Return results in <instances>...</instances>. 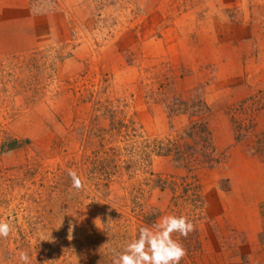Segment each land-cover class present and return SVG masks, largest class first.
Wrapping results in <instances>:
<instances>
[{
  "label": "rangeland",
  "instance_id": "1",
  "mask_svg": "<svg viewBox=\"0 0 264 264\" xmlns=\"http://www.w3.org/2000/svg\"><path fill=\"white\" fill-rule=\"evenodd\" d=\"M263 104L264 0H0V264H113L167 215L180 264H264Z\"/></svg>",
  "mask_w": 264,
  "mask_h": 264
},
{
  "label": "clouds",
  "instance_id": "2",
  "mask_svg": "<svg viewBox=\"0 0 264 264\" xmlns=\"http://www.w3.org/2000/svg\"><path fill=\"white\" fill-rule=\"evenodd\" d=\"M68 175L73 189L79 191L84 187L75 171L69 170ZM194 230V224L186 216H164L151 227H141L137 238L127 243L122 252L115 254L113 264H180L187 251L178 240L173 239V235L187 238ZM11 231L8 223L0 221V237L7 238ZM72 232L70 224L69 240L72 239ZM19 259L22 264H29L27 252H20Z\"/></svg>",
  "mask_w": 264,
  "mask_h": 264
},
{
  "label": "trees",
  "instance_id": "3",
  "mask_svg": "<svg viewBox=\"0 0 264 264\" xmlns=\"http://www.w3.org/2000/svg\"><path fill=\"white\" fill-rule=\"evenodd\" d=\"M183 104H182V106L183 107H186L187 106V103H186V101H181ZM263 107H264V104L263 105H260L259 106V108L257 109L259 112H261V111H263ZM258 111H256V112H258ZM122 122V121H121ZM119 123V127H122L124 124H122V123ZM114 125V124H113ZM112 125V126H113ZM117 130H118V127H117ZM194 130H197L198 132H199V134L200 135H204L205 133H206V129H205V127H202V126H200V125H198V124H193L192 126H190V128H188V132H186V135H187V137L189 138V140L191 141V142H193L194 143V146L192 147V146H189V144H187L186 146H185V148H187V150L188 151H191V150H193V149H195L196 148V151H198V149H197V147L198 146H196L197 145V140H198V138H197V136H196V134H194ZM131 131H132V133L134 134V136H139L138 134H137V130L134 128V126H133V128L131 129ZM118 132H120V133H122V131H118ZM209 134V133H208ZM208 134H207V136H208ZM206 138V137H205ZM204 138V139H205ZM203 139V140H204ZM208 140H207V142H205V143H203V144H206V145H204L203 146V150L201 151V153H200V155H202L203 154V156H205L206 155V153H207V151L210 149H214V148H211V146H212V142H213V139L212 138H210V134H209V136H208V138H207ZM201 140V139H200ZM202 141V140H201ZM203 142V141H202ZM146 144H148V146L147 147H150V144H149V142H147ZM20 146H22V143L21 142H13L12 143V147H11V149H15V148H18V147H20ZM172 150H175V152H176V156H177V154L180 156V158H182V161L183 160H187L188 158H187V156L184 154V153H181L180 151H179V148H177V143H176V140L174 141V139L172 140V139H170V140H168V146H166V148H165V145L161 142V144H159V145H154V146H152V149L151 150H149L148 151V153H146L145 155H142L143 156V159H141L140 161L141 162H144V163H146L147 165H149V167H151L152 165H151V163H152V161L154 160V158H156V157H170V156H174V154H171L172 153ZM178 152V153H177ZM139 153H140V151L139 150H137V148L136 149H133V151H132V155H134V156H138L139 155ZM190 153V152H189ZM194 156V155H193ZM130 157V156H129ZM133 157V156H132ZM132 157H130V158H132ZM136 160L137 159H134V158H132L131 159V161H133L134 162V167L136 166ZM185 160V161H186ZM138 161V160H137ZM211 161V160H210ZM145 164V165H146ZM152 172V171H151ZM151 175H153L152 173H151ZM160 179H156V180H153V183H154V185H156V186H159L160 185ZM146 225V224H145ZM148 226V225H147ZM150 227V226H149Z\"/></svg>",
  "mask_w": 264,
  "mask_h": 264
}]
</instances>
